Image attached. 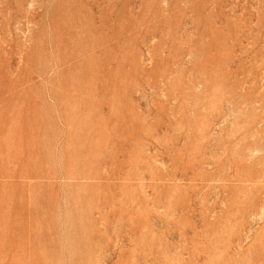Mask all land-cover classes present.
<instances>
[{"label": "rangeland", "instance_id": "obj_1", "mask_svg": "<svg viewBox=\"0 0 264 264\" xmlns=\"http://www.w3.org/2000/svg\"><path fill=\"white\" fill-rule=\"evenodd\" d=\"M0 264H264V0H0Z\"/></svg>", "mask_w": 264, "mask_h": 264}]
</instances>
